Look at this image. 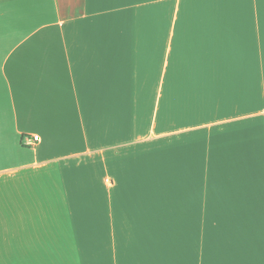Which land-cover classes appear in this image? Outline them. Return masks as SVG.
Returning <instances> with one entry per match:
<instances>
[{"label":"crops","instance_id":"obj_1","mask_svg":"<svg viewBox=\"0 0 264 264\" xmlns=\"http://www.w3.org/2000/svg\"><path fill=\"white\" fill-rule=\"evenodd\" d=\"M0 264H264V0H0Z\"/></svg>","mask_w":264,"mask_h":264},{"label":"built area","instance_id":"obj_2","mask_svg":"<svg viewBox=\"0 0 264 264\" xmlns=\"http://www.w3.org/2000/svg\"><path fill=\"white\" fill-rule=\"evenodd\" d=\"M36 140H39V137H38V136H35V137L33 138L32 143H34V141H36Z\"/></svg>","mask_w":264,"mask_h":264}]
</instances>
